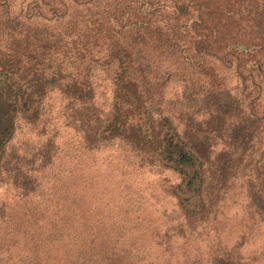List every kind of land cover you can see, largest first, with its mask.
<instances>
[{"label":"trees","instance_id":"obj_1","mask_svg":"<svg viewBox=\"0 0 264 264\" xmlns=\"http://www.w3.org/2000/svg\"><path fill=\"white\" fill-rule=\"evenodd\" d=\"M263 102L264 0H0V187L16 192L0 201V259L34 219L16 210L30 204L28 173L10 167L25 133L63 191L115 147L175 172L185 264H264V211L227 228L222 215L245 141L263 147L264 176V136L249 123ZM55 218V230L69 220ZM40 243L49 259L54 243Z\"/></svg>","mask_w":264,"mask_h":264},{"label":"rangeland","instance_id":"obj_2","mask_svg":"<svg viewBox=\"0 0 264 264\" xmlns=\"http://www.w3.org/2000/svg\"><path fill=\"white\" fill-rule=\"evenodd\" d=\"M236 100L238 102V98ZM261 111L249 122L250 131L259 140L264 136V102ZM227 128L222 126L220 135L226 136ZM28 139L25 133L17 134L13 145L24 162L21 161L19 166L13 159L10 167L28 173L31 180L30 204H18L16 210L20 217L31 214L34 219L28 223L33 226L18 225L16 239L22 243H17L14 248L8 247L6 250L13 253V260L7 259L9 254L6 251L0 264H19L20 259L27 264L186 263L182 242L188 238L190 229L184 226L188 213L181 207L182 212L176 198L171 197L173 185L179 183L175 172L161 169L149 161L142 164V157L129 155L115 147L100 153L102 159H108L105 164L80 167L82 172L79 175L84 177L78 178L75 187L63 191L56 170L58 165L43 166L35 138ZM243 146L246 152L242 146L240 151L243 150L244 155L233 156L231 162L230 174L235 177L228 186L227 208L222 207V215L228 217L224 221L226 228L236 224L242 215L260 209L264 211L262 204L248 209L249 196L258 202L264 190L263 147L254 146V141H245ZM223 148L219 145L217 149L221 151ZM15 194L13 189L7 191L6 187H0V201L7 202ZM11 204L12 207V201ZM55 215L60 220L64 215L69 218L65 225L59 226L63 228L62 234L59 228L55 230L50 225V220L56 219ZM200 233L192 239L203 238L199 237ZM168 237L170 251L166 250ZM46 238H51V244L54 243V252L49 259L42 255L40 243ZM0 252H4V246L0 247Z\"/></svg>","mask_w":264,"mask_h":264}]
</instances>
